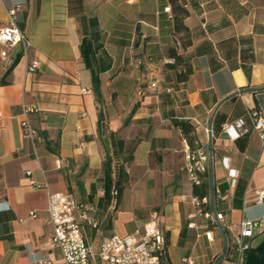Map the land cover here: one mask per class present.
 I'll return each instance as SVG.
<instances>
[{"label":"crops","instance_id":"crops-1","mask_svg":"<svg viewBox=\"0 0 264 264\" xmlns=\"http://www.w3.org/2000/svg\"><path fill=\"white\" fill-rule=\"evenodd\" d=\"M24 2L18 29L29 48L13 50L18 61L9 74L0 58V264H63L46 211L48 195L58 193L90 209L97 227L83 232L95 249L104 237L134 235L155 219L168 235L170 264L219 262L223 236L214 219L196 212L184 171L190 146L175 122L188 123L190 148L208 154L203 181L208 177L207 198L227 236L243 220L264 219L257 195L264 141L249 117L251 110L264 117V0ZM7 8L0 0V29ZM91 20L102 44L96 83L79 49ZM170 47L190 66L183 82L180 68H167ZM33 106L34 142L21 127L23 109ZM234 123L247 131L236 139L222 130ZM106 159L113 180L120 166L128 177L114 212L103 193ZM30 181L47 188L35 190ZM262 234L256 230L249 244Z\"/></svg>","mask_w":264,"mask_h":264},{"label":"built area","instance_id":"built-area-1","mask_svg":"<svg viewBox=\"0 0 264 264\" xmlns=\"http://www.w3.org/2000/svg\"><path fill=\"white\" fill-rule=\"evenodd\" d=\"M136 0H125L131 4ZM3 4H8L7 21L0 29V58L5 65L10 68L14 64L11 56L16 48H20L25 54L29 48V42L18 29L21 18L24 0H2ZM170 13V8L165 9ZM37 69V62H31L27 71L34 73ZM154 86V85H152ZM37 112V108L27 107L23 109V119L21 127L25 137L35 141L36 132L33 129L29 116ZM254 129L261 141H264V117L258 110L249 112ZM224 133L236 139L246 133V129L240 128L237 123L225 124L222 127ZM184 171L192 186H199L203 182V176H207L208 154L201 148L191 149L187 147L184 152ZM208 180V177H207ZM33 189L47 188V184L38 185L30 181ZM261 200L264 197V189L258 193ZM111 210H114L115 202L112 201ZM196 212L205 220L214 219L218 223L219 230L223 236L225 245L224 257L229 259L230 264H244L246 251L249 250V240L253 238L256 230H264V219L243 220L239 224L238 232L230 238L224 232L219 222L223 220V215L217 213L209 198L199 200L193 198ZM48 222L52 226V244L61 254L63 264H161V256L165 251V236L158 222L153 219L143 226L134 235L119 236L113 234L101 240L97 249L89 243L84 235V225L91 229H96V223L89 218V208L78 204L70 194H49L47 198ZM35 217L32 212L29 214ZM206 240L212 241V233L207 230L204 234ZM228 251V252H227ZM49 264V263H42ZM183 264H191L188 258L183 259ZM213 264H218L214 262Z\"/></svg>","mask_w":264,"mask_h":264},{"label":"trees","instance_id":"trees-1","mask_svg":"<svg viewBox=\"0 0 264 264\" xmlns=\"http://www.w3.org/2000/svg\"><path fill=\"white\" fill-rule=\"evenodd\" d=\"M91 33L88 38H83L80 43V54L82 62L88 70L92 73L93 81L97 82V73L95 71V56L96 53L102 48V44L100 43V34L97 28L96 20L90 21ZM176 30L177 32H184V27L182 26L181 21H176ZM166 55L169 59L173 60V64L167 65L169 70H175L180 68L181 75L178 79L183 82L189 76L191 70L188 63H186L182 57H180L175 48L170 47L166 51ZM18 57L14 60V64L9 68L7 74L12 70L14 65L17 63ZM2 84H5V81H1ZM175 126L179 127L182 131V134L186 137L189 146L193 148L194 141L190 136L193 132L192 127L186 122H175ZM120 149L122 148V144L119 145ZM132 161V155L125 161L128 163ZM103 172H104V182H103V193L105 201L110 204L112 201L115 202L114 210L118 207L124 187L127 183V174L123 168L120 166L118 171V176L115 180H113L111 176L110 170V161L106 159L103 164ZM192 194L194 197L202 200L207 198L209 195V184L206 181H203L199 186H193ZM165 236V251L161 256V264H170L167 256V245H168V235L164 233ZM228 252V251H227ZM227 256V253H225ZM244 264H264V234H262L261 240L254 246H251L248 251L245 253Z\"/></svg>","mask_w":264,"mask_h":264},{"label":"water","instance_id":"water-1","mask_svg":"<svg viewBox=\"0 0 264 264\" xmlns=\"http://www.w3.org/2000/svg\"><path fill=\"white\" fill-rule=\"evenodd\" d=\"M210 160H211V152H210ZM210 183H212V173H210ZM224 256H225V249H224V252H223L218 264L224 259Z\"/></svg>","mask_w":264,"mask_h":264},{"label":"rangeland","instance_id":"rangeland-1","mask_svg":"<svg viewBox=\"0 0 264 264\" xmlns=\"http://www.w3.org/2000/svg\"><path fill=\"white\" fill-rule=\"evenodd\" d=\"M112 212H114V210H112ZM260 240H261V239H260ZM260 240L256 241L255 243L257 244ZM97 243H98V242H97ZM255 243H254V244H255ZM256 244H255V245H256Z\"/></svg>","mask_w":264,"mask_h":264}]
</instances>
